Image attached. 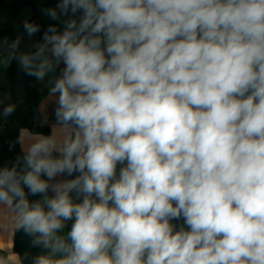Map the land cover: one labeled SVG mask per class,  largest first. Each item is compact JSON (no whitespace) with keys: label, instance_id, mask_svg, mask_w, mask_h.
Masks as SVG:
<instances>
[{"label":"clouds","instance_id":"9594fccd","mask_svg":"<svg viewBox=\"0 0 264 264\" xmlns=\"http://www.w3.org/2000/svg\"><path fill=\"white\" fill-rule=\"evenodd\" d=\"M43 12L59 23L8 60L56 73L67 134L0 162V210L42 250L32 264H264V0Z\"/></svg>","mask_w":264,"mask_h":264},{"label":"trees","instance_id":"16d2710c","mask_svg":"<svg viewBox=\"0 0 264 264\" xmlns=\"http://www.w3.org/2000/svg\"><path fill=\"white\" fill-rule=\"evenodd\" d=\"M5 5L4 0H0V9ZM30 7L33 11L31 23L39 26L38 41L41 40L43 32L49 25L58 24L59 21H54L50 17L44 14V9L55 8L56 0H15L11 4L12 12L11 17L13 20L17 19L18 12L21 7ZM62 26V25H61ZM4 33L13 34L12 23L8 22L7 26L2 30ZM19 46H20V39ZM34 49L32 48L31 51ZM9 52L7 53V55ZM21 74L23 86L25 87V94L15 96L13 102L10 105L15 106V111L11 115H4L0 104V162L9 163L15 160L17 155H22V148L20 144V130L22 128H28L33 133H50V125L37 124L35 119L38 112V107L44 97L49 93L51 84L47 86L42 85L39 80L34 77L25 75L24 70L21 69L17 61L12 60V63L7 71V77L5 84L2 86V90L6 93L9 90H14L17 85V77ZM9 106V105H8ZM6 106V107H8ZM54 109H52V118L54 117ZM19 140V142H17ZM10 145H14V148L10 150ZM30 199H37V197H30ZM71 222L68 224L70 228ZM68 229H65V232ZM30 237L25 235L22 230H14L13 236V248L18 253L22 264H32L33 258L40 254L42 251L40 248H33L30 246Z\"/></svg>","mask_w":264,"mask_h":264},{"label":"rangeland","instance_id":"374dc122","mask_svg":"<svg viewBox=\"0 0 264 264\" xmlns=\"http://www.w3.org/2000/svg\"><path fill=\"white\" fill-rule=\"evenodd\" d=\"M5 5L0 9V104L2 110L6 108V106L10 105L13 102L15 96H20L25 94V87L23 86V81L21 74L17 77V85L14 90H9L8 92H4L2 90V86L5 84L7 71L12 63L8 60L7 53L10 52V45L15 41L16 38L20 39L19 53L30 52L33 48V45L38 41V34L36 33L34 36L29 37L23 28V24L25 21L30 22L33 11L30 7L23 6L18 12V16L16 20H13L11 17L12 7L11 4L15 2V0H4ZM8 22L12 23L13 34H8L2 32V30L7 26ZM31 23V22H30ZM23 70V69H22ZM58 71V70H57ZM56 73H49L48 76L42 81L45 86L49 84L50 79H54ZM50 93V92H49ZM48 93V94H49ZM47 94V95H48ZM46 95V96H47ZM49 112H51L49 108ZM12 261L6 262V264H13Z\"/></svg>","mask_w":264,"mask_h":264},{"label":"crops","instance_id":"0c3cea01","mask_svg":"<svg viewBox=\"0 0 264 264\" xmlns=\"http://www.w3.org/2000/svg\"><path fill=\"white\" fill-rule=\"evenodd\" d=\"M40 82L44 85L42 81ZM54 107H56V97L49 93L40 103L35 121L37 124L50 125V133H33L28 128H22L20 130L21 148H26L27 144L37 135L48 136L55 134L63 137L67 134V130L57 125L55 119L52 118V109ZM49 108L51 112H49ZM13 215L11 210H0V257H3L6 262L12 261L13 264H22L18 253L13 248V236L16 228L12 218Z\"/></svg>","mask_w":264,"mask_h":264}]
</instances>
